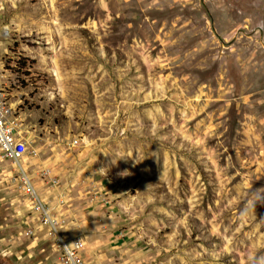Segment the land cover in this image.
I'll list each match as a JSON object with an SVG mask.
<instances>
[{"label":"rangeland","instance_id":"1","mask_svg":"<svg viewBox=\"0 0 264 264\" xmlns=\"http://www.w3.org/2000/svg\"><path fill=\"white\" fill-rule=\"evenodd\" d=\"M0 56V264H264V0H0Z\"/></svg>","mask_w":264,"mask_h":264},{"label":"built area","instance_id":"2","mask_svg":"<svg viewBox=\"0 0 264 264\" xmlns=\"http://www.w3.org/2000/svg\"><path fill=\"white\" fill-rule=\"evenodd\" d=\"M6 72L1 65L0 56V157L9 160L16 166H19V161L26 154V144L20 131V121L16 114V110L13 104L8 101L7 93L4 87V80L6 78ZM75 140L72 144H75ZM20 190L25 194L33 197L34 206L37 212L43 214V223H49L54 230V226L51 224V219L46 214L43 205L37 199L34 189L31 183L28 181L24 174L21 177ZM63 253L61 257L62 264H80L78 259V251L81 248V242L78 239H74L69 244L61 243Z\"/></svg>","mask_w":264,"mask_h":264},{"label":"bare ground","instance_id":"3","mask_svg":"<svg viewBox=\"0 0 264 264\" xmlns=\"http://www.w3.org/2000/svg\"><path fill=\"white\" fill-rule=\"evenodd\" d=\"M20 167V166H19Z\"/></svg>","mask_w":264,"mask_h":264}]
</instances>
